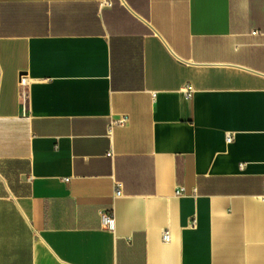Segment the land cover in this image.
<instances>
[{
    "label": "crops",
    "instance_id": "crops-1",
    "mask_svg": "<svg viewBox=\"0 0 264 264\" xmlns=\"http://www.w3.org/2000/svg\"><path fill=\"white\" fill-rule=\"evenodd\" d=\"M0 264H264V0H0Z\"/></svg>",
    "mask_w": 264,
    "mask_h": 264
},
{
    "label": "built area",
    "instance_id": "built-area-1",
    "mask_svg": "<svg viewBox=\"0 0 264 264\" xmlns=\"http://www.w3.org/2000/svg\"><path fill=\"white\" fill-rule=\"evenodd\" d=\"M253 34L257 35L258 33L255 32ZM20 85H21V87H25L27 85V79L25 78V76H21ZM193 93H194L193 88L190 85H187L184 88V90H183V96H184L185 100H190L192 98V96H193ZM120 122H121V124H124L126 122V119L122 118ZM232 140H233L232 135H228L227 136V142L230 143V142H232ZM112 156H113L112 153L108 154V157H112ZM185 193H186L185 188H178L176 190V195L177 196H182ZM116 195L117 196L121 195L120 185H118V189H117ZM101 221H102V225H103L104 228H107L109 230H113L115 228V219H114V217L112 215H108L107 213L102 212L101 213ZM170 239H171L170 232L168 230H165L163 232V241L165 243H169Z\"/></svg>",
    "mask_w": 264,
    "mask_h": 264
}]
</instances>
